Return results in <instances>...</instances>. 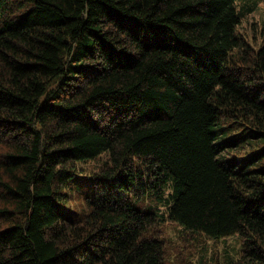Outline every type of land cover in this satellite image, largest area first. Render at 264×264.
Returning a JSON list of instances; mask_svg holds the SVG:
<instances>
[{"label":"trees","instance_id":"obj_1","mask_svg":"<svg viewBox=\"0 0 264 264\" xmlns=\"http://www.w3.org/2000/svg\"><path fill=\"white\" fill-rule=\"evenodd\" d=\"M238 1L0 0V264H167L170 221L264 264Z\"/></svg>","mask_w":264,"mask_h":264},{"label":"rangeland","instance_id":"obj_2","mask_svg":"<svg viewBox=\"0 0 264 264\" xmlns=\"http://www.w3.org/2000/svg\"><path fill=\"white\" fill-rule=\"evenodd\" d=\"M243 16L238 31L254 45L264 39V0H239ZM167 239V264H230L242 243L239 237L196 238L174 222L162 227Z\"/></svg>","mask_w":264,"mask_h":264}]
</instances>
